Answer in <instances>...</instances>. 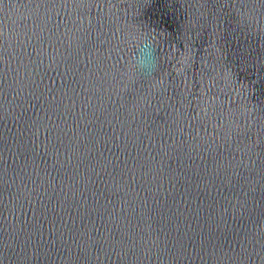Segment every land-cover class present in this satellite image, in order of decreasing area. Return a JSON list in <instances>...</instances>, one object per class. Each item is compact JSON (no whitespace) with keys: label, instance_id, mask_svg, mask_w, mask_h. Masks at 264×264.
I'll return each mask as SVG.
<instances>
[{"label":"water","instance_id":"1","mask_svg":"<svg viewBox=\"0 0 264 264\" xmlns=\"http://www.w3.org/2000/svg\"><path fill=\"white\" fill-rule=\"evenodd\" d=\"M0 264H264V0H0Z\"/></svg>","mask_w":264,"mask_h":264},{"label":"clouds","instance_id":"2","mask_svg":"<svg viewBox=\"0 0 264 264\" xmlns=\"http://www.w3.org/2000/svg\"><path fill=\"white\" fill-rule=\"evenodd\" d=\"M136 54L130 70L143 76H152L158 68V51L153 41L144 37L136 42Z\"/></svg>","mask_w":264,"mask_h":264}]
</instances>
